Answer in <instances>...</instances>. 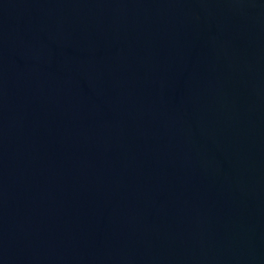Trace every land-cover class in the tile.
I'll list each match as a JSON object with an SVG mask.
<instances>
[{
  "label": "water",
  "instance_id": "obj_1",
  "mask_svg": "<svg viewBox=\"0 0 264 264\" xmlns=\"http://www.w3.org/2000/svg\"><path fill=\"white\" fill-rule=\"evenodd\" d=\"M0 264H264V0H0Z\"/></svg>",
  "mask_w": 264,
  "mask_h": 264
}]
</instances>
